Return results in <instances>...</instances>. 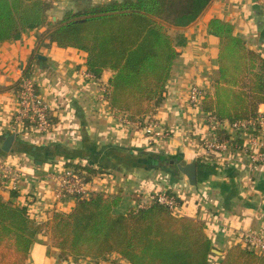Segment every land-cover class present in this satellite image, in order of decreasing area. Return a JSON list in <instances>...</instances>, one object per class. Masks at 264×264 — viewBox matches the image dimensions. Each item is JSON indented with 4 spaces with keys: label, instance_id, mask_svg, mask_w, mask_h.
<instances>
[{
    "label": "crops",
    "instance_id": "crops-1",
    "mask_svg": "<svg viewBox=\"0 0 264 264\" xmlns=\"http://www.w3.org/2000/svg\"><path fill=\"white\" fill-rule=\"evenodd\" d=\"M109 1L52 0L47 23L0 42V142L13 132L16 105L12 95L22 72L51 105L53 121L45 134H16L11 152L0 149V161L18 175L15 189L12 178L0 181V196L25 207L36 224L46 223L54 212L67 213L75 205L73 198L57 196L53 174L88 162L93 165L87 180L92 193L114 195L121 190L115 213L127 212L137 195L144 198L163 191L175 195L178 215L205 223L215 250L212 264H218L229 248L240 243L238 232L258 233L264 226V165L252 163L246 154L247 134L230 129L218 133L219 140L227 141L226 148L213 161L202 160L200 139L207 129L199 120L201 109L191 106L186 94L192 85L204 94L214 93L219 76V38L208 27L211 18L233 24L234 33L264 57V0H211L191 24H166L169 34L174 38L182 34L185 43L176 46L165 97L153 117L170 133L155 140L137 124L119 123L117 111L102 99L99 85L107 87L111 71H103L100 78L85 79L86 53L59 47L47 39L51 25L66 11L83 12ZM259 112L264 115V104ZM129 152L134 159L129 158ZM84 153L105 158L111 165L103 169L81 158ZM194 159L197 182L192 186L176 164ZM25 264L129 263L113 254L98 260L61 256L50 234L42 231L36 234Z\"/></svg>",
    "mask_w": 264,
    "mask_h": 264
},
{
    "label": "trees",
    "instance_id": "trees-1",
    "mask_svg": "<svg viewBox=\"0 0 264 264\" xmlns=\"http://www.w3.org/2000/svg\"><path fill=\"white\" fill-rule=\"evenodd\" d=\"M210 2L111 0L83 12L66 11L51 25L47 39L84 51L87 70L96 78L111 71L104 98L112 110L135 123L153 120L165 97L176 46L185 43L182 34L171 36L166 24L185 27ZM51 4L52 0H0V42L47 23ZM208 27L219 38V76L213 95L204 94L202 110L228 122L256 119L264 104V57L234 33L230 22L214 17ZM128 156L135 157L130 152ZM81 158L103 169L111 165L99 156L84 153ZM70 168L86 170H79L85 181L93 173L88 162ZM121 198V190L114 195L91 193L78 197L69 212H54L46 223L36 224L25 207L0 196V264H25L42 231L50 234L61 256L98 260L113 254L129 264H212L213 245L203 221L157 202L115 213ZM218 264H264V255L236 244Z\"/></svg>",
    "mask_w": 264,
    "mask_h": 264
},
{
    "label": "built area",
    "instance_id": "built-area-1",
    "mask_svg": "<svg viewBox=\"0 0 264 264\" xmlns=\"http://www.w3.org/2000/svg\"><path fill=\"white\" fill-rule=\"evenodd\" d=\"M85 79H96L95 75L88 70L82 73ZM102 99L105 100L104 94L106 86L99 85ZM204 93L196 86L192 85L187 90V100L193 107L200 108V122L206 127V132L201 136V159L204 161H213L218 153L222 152L227 145V141L219 140L218 133L220 130L230 129L236 133L247 134V151L246 154L254 164L264 165V115L259 112L256 119L236 120L228 122L227 120L217 119L211 112H206L201 108V102ZM12 100L16 105V111L13 117L12 130L15 134L22 133H45L53 126L50 117L51 105L47 103L36 90V85L27 73L22 72L19 82L13 91ZM114 111V110H113ZM116 112V111H114ZM119 123L137 124L141 127L144 134L155 140L169 135V131H165L159 122L154 120H145L144 122H132L123 114L116 112ZM252 149V150H251ZM254 149H256L254 151ZM251 150V151H249ZM14 171L0 161V181L13 179L12 188L15 189V180L18 175L13 174ZM53 178L57 184V196L59 198L87 197L92 192L88 182L75 168H64L53 174ZM138 196V195H137ZM135 196L134 202L129 207L131 209H142L153 202L163 204L168 209L177 213L178 200L177 197L169 192H159L146 194L144 198ZM236 237L240 241L239 244L264 255V226L258 233L238 232Z\"/></svg>",
    "mask_w": 264,
    "mask_h": 264
},
{
    "label": "water",
    "instance_id": "water-1",
    "mask_svg": "<svg viewBox=\"0 0 264 264\" xmlns=\"http://www.w3.org/2000/svg\"><path fill=\"white\" fill-rule=\"evenodd\" d=\"M16 134L14 132L8 134L3 141L0 142V149L5 152H11L13 150L12 145L15 141ZM179 172L186 176L190 185L195 186L197 182V164L196 160L185 163L183 160L176 164ZM215 252V250H213Z\"/></svg>",
    "mask_w": 264,
    "mask_h": 264
}]
</instances>
